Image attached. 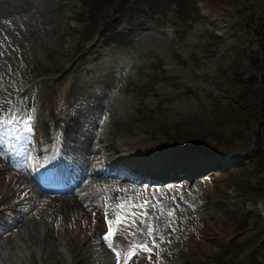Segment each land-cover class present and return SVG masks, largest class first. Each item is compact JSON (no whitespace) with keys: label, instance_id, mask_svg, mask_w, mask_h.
<instances>
[{"label":"rangeland","instance_id":"obj_1","mask_svg":"<svg viewBox=\"0 0 264 264\" xmlns=\"http://www.w3.org/2000/svg\"><path fill=\"white\" fill-rule=\"evenodd\" d=\"M81 10L71 0H0V249L29 225V241L44 254L39 259L28 247L26 264H117L108 241L136 251L126 264H215L220 250L211 227L232 234L251 205L230 192L226 197L209 169L192 180L144 183L134 172L125 175L121 166L130 157L147 165L146 171L200 160L232 162L242 152L241 142L230 151L216 145L221 119L216 105L222 101L229 60L223 48L214 51L208 34L213 27L173 7L163 19L123 25V32L130 31L128 42L95 41L76 60L83 27L75 14ZM226 25L220 20L213 30L224 35L219 27ZM242 41L227 38L226 46ZM36 75L39 79L32 80ZM48 83L45 99L40 94ZM27 115L35 119L28 123ZM28 126L37 167L59 160L73 175L65 193L43 192L20 169ZM199 141L211 153L187 149ZM119 151L122 157L116 156ZM103 163L112 164L107 168L111 177L102 176ZM106 211L110 220L135 213L113 225L114 237L107 242ZM242 236L224 262L250 264V244H243L249 236ZM140 245L151 252L139 251Z\"/></svg>","mask_w":264,"mask_h":264},{"label":"trees","instance_id":"obj_2","mask_svg":"<svg viewBox=\"0 0 264 264\" xmlns=\"http://www.w3.org/2000/svg\"><path fill=\"white\" fill-rule=\"evenodd\" d=\"M78 2L83 10L76 13L77 21L82 24L83 30L79 34L82 41H91L98 37L106 45L128 42L127 33L121 32L124 24L134 25L146 17L158 16L165 18L173 7L182 12V15L191 20L198 19L196 2L199 0H71ZM205 5L216 11L221 19L230 26L229 38L243 37L237 51V60L230 73L225 74L226 93L221 102H217L216 109L221 119L217 122V133L220 135L217 146L231 147L241 141L245 145L251 144L252 150L246 158V165L239 167L237 175L229 177L227 185L234 187L236 193L250 200L264 201V0H201ZM177 11V10H176ZM175 16L178 13L175 12ZM178 24V23H177ZM182 25V24H178ZM211 35V34H210ZM213 38L217 44L222 40ZM242 41V42H243ZM254 46L251 48V46ZM80 46L78 50H80ZM251 48L252 52L249 51ZM256 50L254 53L253 51ZM244 59L249 60V66L244 65ZM249 73L250 76H247ZM262 114L259 130L254 133L256 115ZM201 142V143H200ZM204 145L203 141L196 143ZM253 217V218H251ZM252 219V223H248ZM261 222L249 213L241 216L233 231L254 226L246 237L249 239L243 244L250 246L246 255L250 257V264H264V228ZM221 229V228H219ZM222 230V229H221ZM262 240L257 247V243ZM234 241L228 246L220 243V251L216 254L215 264L224 262L227 254L232 255L240 246ZM223 258V259H222ZM258 258H260L258 260Z\"/></svg>","mask_w":264,"mask_h":264},{"label":"bare ground","instance_id":"obj_3","mask_svg":"<svg viewBox=\"0 0 264 264\" xmlns=\"http://www.w3.org/2000/svg\"><path fill=\"white\" fill-rule=\"evenodd\" d=\"M30 226H22L19 230L11 235V241L2 242L0 249V261L4 258V264H26V258L29 256V248L34 247L36 251V255L39 259L43 257L42 249L35 247L31 241H29V230ZM40 237L44 235V231L42 229L38 230ZM9 237V238H10ZM7 238V239H9ZM10 240V239H9ZM29 247V248H28ZM63 252V251H62ZM3 260V261H4Z\"/></svg>","mask_w":264,"mask_h":264},{"label":"snow or ice","instance_id":"obj_4","mask_svg":"<svg viewBox=\"0 0 264 264\" xmlns=\"http://www.w3.org/2000/svg\"><path fill=\"white\" fill-rule=\"evenodd\" d=\"M58 162L59 161L57 160L56 162L51 163L49 167H46L44 169V172H43L44 175L41 176V177L42 178H48L50 176H55V172L59 171V169L55 167V165H57ZM124 207H125V205H123V204L120 205V208H124ZM133 207L143 208L144 206L143 205H139V206L133 205ZM129 214H131L133 216L135 215L134 212L133 213H127L126 212L123 215H117L114 220H110L108 218V213L106 211V213H105V223L107 225V231L103 235V240L105 242H107L110 237H114V227H113V225L120 226L122 224V222H124L126 220V218H127V216ZM142 214L146 216L147 215V211L145 210ZM151 232H152V228L150 227L149 228V233H151ZM153 246H155V241L153 242ZM138 250L139 251L149 252V253L151 252V249H149L147 247V245H140ZM136 254H137L136 251L130 252L128 254L129 255V259L131 258V256L136 255ZM116 255H117V264H119V253H117ZM149 259H151V255H149Z\"/></svg>","mask_w":264,"mask_h":264}]
</instances>
